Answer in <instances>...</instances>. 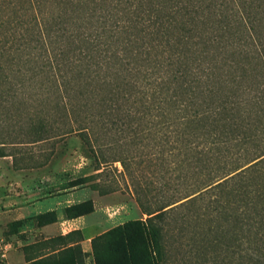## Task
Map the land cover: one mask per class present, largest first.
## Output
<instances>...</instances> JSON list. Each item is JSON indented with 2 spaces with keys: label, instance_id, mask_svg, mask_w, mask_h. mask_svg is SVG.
<instances>
[{
  "label": "trees",
  "instance_id": "obj_1",
  "mask_svg": "<svg viewBox=\"0 0 264 264\" xmlns=\"http://www.w3.org/2000/svg\"><path fill=\"white\" fill-rule=\"evenodd\" d=\"M21 4L63 134L78 135L99 165L125 167L100 159V135L143 140L159 127L176 146L179 184L192 188L173 197L177 188L155 209L137 198L146 218L92 238L93 263L169 264L178 243V264H264V0ZM27 42L24 35L22 51ZM92 212L87 200L62 216ZM35 218L39 226L57 222L55 212ZM53 252L32 263L85 264L77 243Z\"/></svg>",
  "mask_w": 264,
  "mask_h": 264
},
{
  "label": "rangeland",
  "instance_id": "obj_2",
  "mask_svg": "<svg viewBox=\"0 0 264 264\" xmlns=\"http://www.w3.org/2000/svg\"><path fill=\"white\" fill-rule=\"evenodd\" d=\"M21 7V0H0V264H33L32 259L74 243L86 254L85 264H94L92 238L146 218L137 198L155 209L177 188L173 197L192 188L179 184L176 146L167 144L159 127L147 130L143 140H132L129 133L100 135L97 154L107 161L123 159L125 167L99 165L85 155L78 135L63 134V113L53 110L48 77L38 74L36 43L22 27V22L31 26V15L22 16ZM24 35L28 46L22 51ZM87 200L93 212L70 239L51 241L66 229L59 223L39 226L35 218L55 212L61 221L64 207ZM178 247L172 243L169 264L180 261Z\"/></svg>",
  "mask_w": 264,
  "mask_h": 264
},
{
  "label": "crops",
  "instance_id": "obj_3",
  "mask_svg": "<svg viewBox=\"0 0 264 264\" xmlns=\"http://www.w3.org/2000/svg\"><path fill=\"white\" fill-rule=\"evenodd\" d=\"M83 218H84V216L80 217V218H77V219H72V220H65L64 218H62L61 221L55 222L53 224H49L47 226H52V225H54L56 223H59L60 225H62L66 229V231L64 233L68 234L71 231H76V230L79 231L80 230V223H81V220Z\"/></svg>",
  "mask_w": 264,
  "mask_h": 264
}]
</instances>
